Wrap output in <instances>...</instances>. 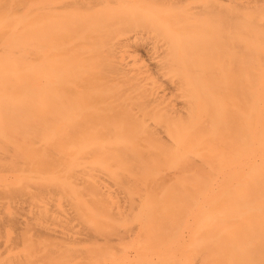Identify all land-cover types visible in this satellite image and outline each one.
I'll use <instances>...</instances> for the list:
<instances>
[{
	"label": "bare ground",
	"instance_id": "6f19581e",
	"mask_svg": "<svg viewBox=\"0 0 264 264\" xmlns=\"http://www.w3.org/2000/svg\"><path fill=\"white\" fill-rule=\"evenodd\" d=\"M0 264H264V0H0Z\"/></svg>",
	"mask_w": 264,
	"mask_h": 264
},
{
	"label": "rangeland",
	"instance_id": "374dc122",
	"mask_svg": "<svg viewBox=\"0 0 264 264\" xmlns=\"http://www.w3.org/2000/svg\"><path fill=\"white\" fill-rule=\"evenodd\" d=\"M239 35H241L242 36V34H239ZM234 49H236V47L234 46ZM237 61H240V59H237ZM234 62H236V61H234L233 60V58H232V64L231 65H233L234 64Z\"/></svg>",
	"mask_w": 264,
	"mask_h": 264
}]
</instances>
